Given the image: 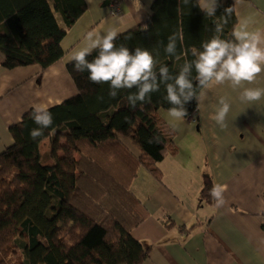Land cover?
<instances>
[{"label": "trees", "instance_id": "obj_1", "mask_svg": "<svg viewBox=\"0 0 264 264\" xmlns=\"http://www.w3.org/2000/svg\"><path fill=\"white\" fill-rule=\"evenodd\" d=\"M194 4L153 0L148 16L116 40L117 46L130 50L145 48L156 59L159 90L150 94V102L136 101L135 108L129 107L126 97L135 87L117 89V96L110 98L107 84L92 83L87 72L75 71L67 60L76 94L49 107L52 126L32 140L29 132L37 125L29 109L9 127L12 142L0 152V264L145 261L150 244L131 230L149 213L132 183L141 171L161 182V161L178 152L176 130L158 113L173 107L164 99L165 84L173 81L160 83L158 69L167 66L174 77L185 62L195 59L202 42L213 35L232 40L237 23L234 10L217 34L223 4L212 18ZM85 11V0H0V64H38L45 69L60 60L67 29ZM170 35L178 38L173 55L164 50ZM195 76L193 64L189 79L194 88ZM196 90L199 96L202 88ZM183 106L187 117L193 115L197 98ZM212 188L211 176L204 172L199 199L215 203Z\"/></svg>", "mask_w": 264, "mask_h": 264}, {"label": "crops", "instance_id": "obj_2", "mask_svg": "<svg viewBox=\"0 0 264 264\" xmlns=\"http://www.w3.org/2000/svg\"><path fill=\"white\" fill-rule=\"evenodd\" d=\"M103 1L85 0L86 11L62 39L64 55L47 68L0 64V152L12 142L9 127L32 105L52 106L76 94L65 63L88 31L122 32L148 16L153 0ZM235 14V27L247 22L249 31L264 30V0H239ZM243 86L264 88V72ZM240 90L230 82L202 88L196 112L179 121L178 152L160 163L161 182L145 171L133 181L149 213L131 230L150 244L140 264H264V101L244 105ZM222 98L232 103L224 129L209 119ZM204 172L225 189L219 207L199 199Z\"/></svg>", "mask_w": 264, "mask_h": 264}, {"label": "clouds", "instance_id": "obj_3", "mask_svg": "<svg viewBox=\"0 0 264 264\" xmlns=\"http://www.w3.org/2000/svg\"><path fill=\"white\" fill-rule=\"evenodd\" d=\"M187 6L190 0H181ZM239 0L225 6L222 0H195V7L204 16L215 17L217 8L223 4V15L216 24L215 32H222L223 25L228 22L230 16L238 6ZM116 29H109L106 33L88 31L84 35V46L72 52L68 63L73 65L77 72H87L88 79L94 84H107L108 96L115 98L117 89L131 90L126 99L129 107L135 108L136 101L150 102L151 93L159 90L157 80V61L153 54L141 47L130 50L124 44L117 46L116 40L120 36ZM232 40H225L219 35H213L207 41L202 42L201 50L195 53V59L185 62L179 72L172 77L167 66L161 65L158 69L160 83L172 80L165 84L166 99L173 107L168 108V116L175 122L182 121L188 116L184 102L195 97L199 100L196 88H206L209 83L217 85L230 82L233 88H241L238 93L239 101L244 105H254L264 101V88L244 87L253 85L257 77L264 72V30H248V23L240 27H233ZM130 39V37H128ZM176 35L168 37V43L164 50L167 54L176 53ZM96 55L93 57V53ZM89 57H93L91 60ZM194 64L196 88L189 79L190 68ZM102 99V97H101ZM49 105L36 103L31 106V118L37 127L32 128L29 136L36 140L44 134V129L53 124V115L49 111ZM232 111V103L222 98L218 107L209 119L214 126L224 129L228 126L229 114ZM153 143L151 139L147 141ZM159 141H157L158 143ZM225 189L219 185L213 186L210 195L216 201L217 206L224 203L223 192Z\"/></svg>", "mask_w": 264, "mask_h": 264}, {"label": "rangeland", "instance_id": "obj_4", "mask_svg": "<svg viewBox=\"0 0 264 264\" xmlns=\"http://www.w3.org/2000/svg\"><path fill=\"white\" fill-rule=\"evenodd\" d=\"M83 42H85V41H83ZM82 42V44L80 45V46H83V43ZM158 113L161 115V117L164 119V120H166L175 130H179L180 128H181V126H180V124H179V121L178 122H175L174 120H173V118H171V117H169L168 116V111L167 110H165V109H160L159 111H158ZM124 140L130 145V146H132V144H131V141H130V139H128V138H124ZM177 140H179V138H177ZM133 148H135L134 146H133ZM136 149V148H135Z\"/></svg>", "mask_w": 264, "mask_h": 264}]
</instances>
